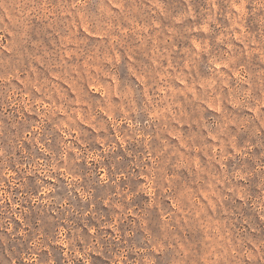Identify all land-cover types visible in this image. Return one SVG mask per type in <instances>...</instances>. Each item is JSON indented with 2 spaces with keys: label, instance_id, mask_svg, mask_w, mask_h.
I'll use <instances>...</instances> for the list:
<instances>
[{
  "label": "rangeland",
  "instance_id": "obj_1",
  "mask_svg": "<svg viewBox=\"0 0 264 264\" xmlns=\"http://www.w3.org/2000/svg\"><path fill=\"white\" fill-rule=\"evenodd\" d=\"M0 264H264V0H0Z\"/></svg>",
  "mask_w": 264,
  "mask_h": 264
}]
</instances>
